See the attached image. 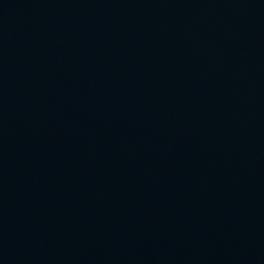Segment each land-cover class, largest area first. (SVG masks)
I'll return each mask as SVG.
<instances>
[{"label":"water","instance_id":"water-1","mask_svg":"<svg viewBox=\"0 0 264 264\" xmlns=\"http://www.w3.org/2000/svg\"><path fill=\"white\" fill-rule=\"evenodd\" d=\"M0 264H264V0H0Z\"/></svg>","mask_w":264,"mask_h":264}]
</instances>
